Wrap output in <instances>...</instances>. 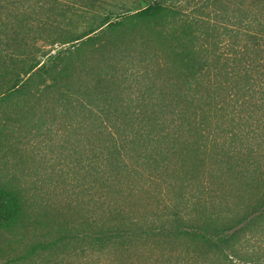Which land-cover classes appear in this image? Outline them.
Wrapping results in <instances>:
<instances>
[{
	"label": "trees",
	"instance_id": "trees-1",
	"mask_svg": "<svg viewBox=\"0 0 264 264\" xmlns=\"http://www.w3.org/2000/svg\"><path fill=\"white\" fill-rule=\"evenodd\" d=\"M82 4L0 0V264L146 243L180 246L176 264H264V0H130L105 18ZM75 16L82 27L63 26ZM90 56L92 93L76 77ZM70 115L105 145L88 152L85 137L66 140L55 155ZM31 150L50 163L67 154L59 176L68 186L92 170L100 210L58 223L42 198L47 173H31L34 192L16 176ZM178 155L218 167L233 190L216 191L213 173L197 182ZM121 170L170 212L146 219L102 201L96 184ZM167 251L171 264L177 250Z\"/></svg>",
	"mask_w": 264,
	"mask_h": 264
},
{
	"label": "rangeland",
	"instance_id": "rangeland-1",
	"mask_svg": "<svg viewBox=\"0 0 264 264\" xmlns=\"http://www.w3.org/2000/svg\"><path fill=\"white\" fill-rule=\"evenodd\" d=\"M67 1L77 3L82 2L83 4H86L88 1H92V14L94 13L96 14L95 16H100L101 18H105V16L108 15L114 6H118V8H125L131 5L130 0ZM25 9L26 8L21 10ZM48 9L49 8L44 9L45 12ZM48 14L50 17H53L52 19H55L51 13L48 12ZM58 21H60V18ZM68 24L79 28L82 27L81 20L78 16L72 17L63 22V26L66 28H68ZM59 47L62 49L64 48L63 46ZM87 59L90 61H88L85 66L80 67L76 77L79 78V74H81L83 83L87 85L88 91L92 93V81H96V77L94 74L92 75V57L90 56ZM77 83L80 82L76 81V84ZM80 119L70 115L67 117V121H69L67 124L69 123L72 126V129L67 127L66 122L64 123L65 126L62 131L61 128H59L61 125L57 128L59 131V137H55L54 139L58 142V144L54 146V149L51 148L53 149L55 155H58L56 154L58 150L64 148V145L62 144L66 140L67 144H69L68 141L72 142L73 139L79 141L82 137H85L84 139H87V143H85V151L88 152L92 150V147L99 146L98 143L105 145V139L94 137L92 135V127L88 125L85 128ZM21 155L22 156L20 159L22 162L19 164L20 167L16 172V176L23 181L28 177V189L34 192L36 191V187L39 186L36 185L37 182L35 183L33 181V175L30 176L31 173H33L35 170L44 171L47 173L44 178V190H41L42 198L45 199V197H47V202L50 203L49 212L51 215L56 217V221L58 223L66 224L74 222L76 224L81 222L83 218H91L93 211L100 210L102 207V202H100V199H98V196L95 193H93V195L96 196V198H94L95 202L92 198V170L90 172H86L85 177L82 179L77 177L79 180H77L78 182L75 183L74 186H68L66 184V178L59 176V163L64 161L63 159L67 156V154H65L63 157L61 155V158L57 163H55L56 160L54 163H50L47 157H39L35 151L33 152V150L22 152ZM185 159V155H178L176 161L177 163L182 164V166L187 170L191 168V173L195 177H198L197 182L201 181L203 176L210 177V175L213 173V188L216 191L218 190L217 188H219L221 192L224 191L227 193L233 190L231 186L225 183L221 184L222 180L218 178L222 176L223 173L218 167H214L212 164L208 163V165L200 164L193 168L188 161H185ZM11 167L12 166L10 164L7 167L5 166L7 174L4 175L12 174L8 170ZM13 169L15 170L14 164ZM186 169H180L178 171L185 174L187 173ZM181 173L173 175L174 178L176 177L175 180L178 183L183 179V174ZM131 176H135V174H130L125 170H121L119 173L114 171L110 175L108 174L106 177L101 178V180L96 184L97 187L95 186V191L99 192L101 189H103L104 196H107V199L103 198L102 201L106 202V204L108 201H110V203H114L121 209L123 215H137V217H144L147 219L153 218L155 215H163L170 212L166 209L168 202L163 201V197H160L159 194H157V190L155 188L144 190L145 186L143 185L145 181L141 178L138 180L136 176ZM72 177L74 178V175ZM196 185H194V187L198 188L200 184L197 183ZM202 197L208 198L209 196ZM262 241H264V237H262ZM167 250H175L173 253L177 250V253L173 254L174 256L169 259L172 260L171 264H176L179 257H181L178 255L180 253L178 251H185L178 245L174 246L171 250V248L167 245L155 246L151 243H146L139 244L129 251H111L109 253L96 256H92V251L89 249L87 251H79V249L75 251L74 249L72 252L59 257L56 262H52H54L53 264H167V257H164L163 255L164 253H169Z\"/></svg>",
	"mask_w": 264,
	"mask_h": 264
}]
</instances>
